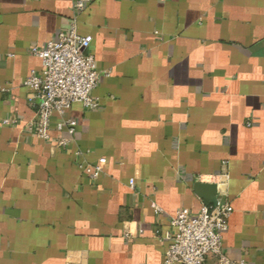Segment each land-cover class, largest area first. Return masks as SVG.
<instances>
[{
  "label": "crops",
  "instance_id": "0c3cea01",
  "mask_svg": "<svg viewBox=\"0 0 264 264\" xmlns=\"http://www.w3.org/2000/svg\"><path fill=\"white\" fill-rule=\"evenodd\" d=\"M72 3L0 0V264H161L175 212L206 204L197 184L233 207L224 251L264 264V0H92L77 30L109 75L58 147V115L49 140L26 129L23 83ZM101 157L92 181L79 164Z\"/></svg>",
  "mask_w": 264,
  "mask_h": 264
},
{
  "label": "built area",
  "instance_id": "2783aa9c",
  "mask_svg": "<svg viewBox=\"0 0 264 264\" xmlns=\"http://www.w3.org/2000/svg\"><path fill=\"white\" fill-rule=\"evenodd\" d=\"M91 2L73 0L67 30L58 33L43 47L33 45L30 48V53L41 60L43 69L40 74L30 73L23 83L31 91L30 101L37 103L35 116L26 123V129L38 139L49 140L51 119L58 115L56 129L68 134L58 140V147H66L76 131L77 122L67 117V111L75 103L89 110L96 109L98 103L92 92L100 79L109 75L107 70H98L94 56L88 52L91 37L82 36L77 30L78 16ZM7 92L9 89L0 85V95ZM13 123L16 119L3 120L5 125ZM105 165L106 158L101 157L92 164L80 163L79 169L95 181ZM128 183L134 187L133 179ZM156 210L160 211L157 207ZM232 213V205L220 191L215 201L203 205L197 212L178 209L170 221L173 232L165 235L168 245L161 264H246L223 248V235L229 228Z\"/></svg>",
  "mask_w": 264,
  "mask_h": 264
},
{
  "label": "water",
  "instance_id": "95a60500",
  "mask_svg": "<svg viewBox=\"0 0 264 264\" xmlns=\"http://www.w3.org/2000/svg\"><path fill=\"white\" fill-rule=\"evenodd\" d=\"M197 194L205 200L206 205L215 201L216 198V187L214 185H196Z\"/></svg>",
  "mask_w": 264,
  "mask_h": 264
}]
</instances>
